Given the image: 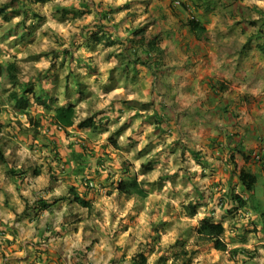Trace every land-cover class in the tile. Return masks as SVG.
Masks as SVG:
<instances>
[{
  "label": "clouds",
  "instance_id": "1",
  "mask_svg": "<svg viewBox=\"0 0 264 264\" xmlns=\"http://www.w3.org/2000/svg\"><path fill=\"white\" fill-rule=\"evenodd\" d=\"M0 264H264V0H0Z\"/></svg>",
  "mask_w": 264,
  "mask_h": 264
}]
</instances>
